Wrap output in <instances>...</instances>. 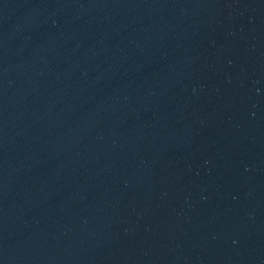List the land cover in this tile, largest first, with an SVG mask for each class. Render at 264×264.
Masks as SVG:
<instances>
[{
  "label": "water",
  "instance_id": "95a60500",
  "mask_svg": "<svg viewBox=\"0 0 264 264\" xmlns=\"http://www.w3.org/2000/svg\"><path fill=\"white\" fill-rule=\"evenodd\" d=\"M0 264H264V0H0Z\"/></svg>",
  "mask_w": 264,
  "mask_h": 264
}]
</instances>
